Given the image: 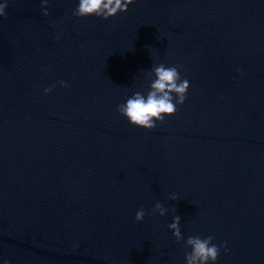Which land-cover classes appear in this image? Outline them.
I'll use <instances>...</instances> for the list:
<instances>
[{"label":"water","instance_id":"water-1","mask_svg":"<svg viewBox=\"0 0 264 264\" xmlns=\"http://www.w3.org/2000/svg\"><path fill=\"white\" fill-rule=\"evenodd\" d=\"M5 2L0 264H185L209 235L215 264H264V0H134L106 20ZM161 62L187 98L145 130L116 109Z\"/></svg>","mask_w":264,"mask_h":264},{"label":"clouds","instance_id":"clouds-1","mask_svg":"<svg viewBox=\"0 0 264 264\" xmlns=\"http://www.w3.org/2000/svg\"><path fill=\"white\" fill-rule=\"evenodd\" d=\"M49 0H40L42 14L47 16V4ZM134 3V0H78L77 7L73 10L72 15L77 18L89 16L99 17L100 19H108L117 13H123L128 10V5ZM7 2L0 3V18H7L6 13ZM59 39V36L56 37ZM179 65H166L161 62L151 67L145 73L146 79L149 81L148 90L145 93L136 91L132 95L126 97L125 102L118 104L116 111L118 114L126 118L129 124L143 128L145 130H153L157 127V123H162L166 116L175 115L178 105H182L186 100L189 82L182 79ZM60 87H69L66 81L58 82ZM55 84L43 89V94L47 95L53 90ZM168 199L175 201L177 195L172 194ZM168 209L164 208L161 203L157 202L152 212L164 216ZM145 216L143 208L135 213V221L140 222ZM180 216L175 215L172 222L168 225L169 230L179 243L184 239L181 235L179 227ZM214 237L209 235L205 238L200 236H188L184 240L185 248H190V252L185 253V264H215L220 255L221 248L224 252H228L226 242H222L219 246L212 243Z\"/></svg>","mask_w":264,"mask_h":264}]
</instances>
